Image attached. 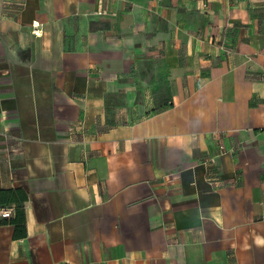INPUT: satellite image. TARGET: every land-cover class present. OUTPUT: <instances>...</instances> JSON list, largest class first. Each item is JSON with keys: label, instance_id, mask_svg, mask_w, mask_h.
<instances>
[{"label": "crops", "instance_id": "crops-1", "mask_svg": "<svg viewBox=\"0 0 264 264\" xmlns=\"http://www.w3.org/2000/svg\"><path fill=\"white\" fill-rule=\"evenodd\" d=\"M1 207L0 264H264V0H0Z\"/></svg>", "mask_w": 264, "mask_h": 264}, {"label": "built area", "instance_id": "built-area-1", "mask_svg": "<svg viewBox=\"0 0 264 264\" xmlns=\"http://www.w3.org/2000/svg\"><path fill=\"white\" fill-rule=\"evenodd\" d=\"M40 22H32V28H31V32L35 35H38L41 32V28L39 26ZM11 212H12V208L11 207H1L0 208V217L4 218V217H10L11 216Z\"/></svg>", "mask_w": 264, "mask_h": 264}, {"label": "trees", "instance_id": "trees-1", "mask_svg": "<svg viewBox=\"0 0 264 264\" xmlns=\"http://www.w3.org/2000/svg\"><path fill=\"white\" fill-rule=\"evenodd\" d=\"M24 217H23V209L21 205H17L16 206V215H15V223L17 225H19V222L23 221Z\"/></svg>", "mask_w": 264, "mask_h": 264}]
</instances>
